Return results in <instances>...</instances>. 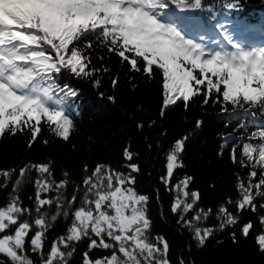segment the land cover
<instances>
[{"label": "snow or ice", "instance_id": "snow-or-ice-1", "mask_svg": "<svg viewBox=\"0 0 264 264\" xmlns=\"http://www.w3.org/2000/svg\"><path fill=\"white\" fill-rule=\"evenodd\" d=\"M202 7V0H0V136L27 131L31 148L47 125L56 138L67 141L75 128L79 92L69 83L61 85L59 79L65 70L76 78L101 70L91 68L90 57L85 55L94 42L119 58L129 71H142L148 80L158 76L161 116L169 105L183 101L187 106L197 95L205 104L209 100L219 103L222 112L231 105L253 115L256 110L264 113V45L247 42L241 22L230 18V13L218 14L210 8L209 19L214 23L207 24L204 17L189 14ZM226 7L239 10L238 3H227ZM93 83L99 85V80ZM111 83L116 86L118 77H112ZM195 124L199 127L201 121ZM187 138L175 139L167 151L166 175L162 177L166 188L174 169L183 166L180 154ZM235 148L233 145L229 153L234 163ZM123 156L133 159L128 148ZM240 157L241 168L247 167L248 171L245 178L237 174L235 209L237 213L246 209L255 213L256 197L264 198V127L242 143ZM128 168L139 171L135 163L128 164ZM31 170L39 174L34 181V217L33 209L24 207L16 194ZM83 171L88 173L87 164ZM14 173L17 178L12 182L8 202L0 206V254L6 258L0 264H37L26 244L32 254H39L40 264H67L66 258L75 251L73 243L83 238L89 242L88 250L82 253V264H171L167 240L149 237L148 197L137 194L131 173L125 175L109 165L96 164L90 175L83 176L80 206L71 212L77 191L74 189L71 198L64 199L60 190L68 181L52 179L51 161L24 164L18 171L0 170L5 187ZM257 176L259 179L253 183ZM190 180L185 176L174 186L179 195L172 200L170 211L179 213L178 223L182 221L191 231L197 247L204 245L215 228L223 230L238 222L240 234L249 235L252 221H240L225 203L218 205L215 228L197 226L211 209H197L191 219H185L200 198L198 191L186 190ZM50 190L56 191L55 198L41 197L42 192ZM226 202L233 203L228 198ZM54 203L55 214L49 216L42 207ZM259 208L264 210V203ZM61 212L65 217L71 215V223L65 235L51 242L45 255L49 220L56 221ZM257 223L260 230L254 242L264 255V215L257 217ZM229 235L235 243V233ZM61 245L71 251L65 252ZM97 248L110 250V255L92 259L90 252ZM178 264L189 262L179 259Z\"/></svg>", "mask_w": 264, "mask_h": 264}, {"label": "trees", "instance_id": "trees-1", "mask_svg": "<svg viewBox=\"0 0 264 264\" xmlns=\"http://www.w3.org/2000/svg\"><path fill=\"white\" fill-rule=\"evenodd\" d=\"M227 3H238L239 10H228ZM202 5V9L191 10L189 14L204 17L207 24L214 23L209 19L212 15L210 8L218 14L230 13V18L241 22L244 36L254 31L264 39V0H202ZM89 39L95 41L94 37ZM85 55L90 57V67L101 69L99 72L89 77L76 78L65 70L59 79L61 85L69 83L79 92L75 100L79 108L74 117L75 128L70 138L67 141L56 138L47 125L43 126L31 148L27 144V131L15 136H0V170L18 171L24 164L51 161L52 179L56 182L61 179L68 181L60 190L64 199H70L74 189L77 191L74 207L69 209L71 212L80 206V196L84 191L83 176L90 175L98 163L109 165L114 171L125 175L131 173L135 177V184L132 186L137 194L148 197L146 208L151 221L149 237L155 240L157 236H162L167 240V256L171 264H178L179 259H185L189 264H264V255L257 250L254 242V236L260 230L257 217L264 215V210L259 208L264 203V198L256 197L255 213L250 209L237 213L234 204L238 197L235 189L237 174L245 178L248 171L247 167L240 166V147L249 140L253 132L264 127V113L256 110L253 115L251 111L233 109L231 105L227 106V111L222 112L219 103L209 100L205 104L202 96L197 95L187 102V106L183 101L169 105L161 116L162 95L157 75L148 80L142 71H129L119 58L107 53L99 42H94L92 48L85 51ZM103 68L109 71L105 72ZM112 77H118L116 86L111 83ZM129 77H132L131 82ZM96 80H99V85L93 83ZM109 97L113 99L110 100ZM196 120L201 121L199 127L195 124ZM138 124L143 127H137ZM186 135L188 138L180 154L183 166L174 169L166 188L162 177L166 175L167 151L175 139ZM45 140L47 143H44ZM233 145H236L235 163L229 158ZM125 148L132 153L131 161L123 156ZM130 163L137 164L139 171L131 172L128 168ZM85 164L88 165V173L83 171ZM38 176L35 170L27 173L16 193L24 207L33 209V217L34 181ZM185 176L191 177L186 190L189 193L196 190L200 197L194 209L185 214V219H191L197 209H211L209 216L197 226L215 228L218 224V205L225 203L230 212L239 216L240 221H252L253 228L249 235L243 237L240 234L238 222L223 230L215 228L204 245L197 247L191 231L182 221L178 223L179 213L170 211L172 200L179 195L174 186ZM16 178L14 173L5 187L4 179L0 177V206L8 202L12 182ZM258 179L259 176L253 178V183ZM55 196V190L41 193L42 198L53 199ZM226 198L233 203H227ZM64 207L67 208L68 205L65 203ZM42 210L47 211L49 216L55 214V203L44 205ZM71 220V215L65 217L63 212L56 221L49 220L51 226L45 232V255L51 242L66 234ZM230 233H235V243ZM88 242V238H83L73 243L75 251L71 257L66 258L67 264H82V253L88 250ZM26 248L31 258L40 264L39 254H32L29 244H26ZM61 248L65 252L71 251L63 248V245ZM106 255H110V250L97 248L90 252L92 259ZM5 259L0 254V260Z\"/></svg>", "mask_w": 264, "mask_h": 264}]
</instances>
